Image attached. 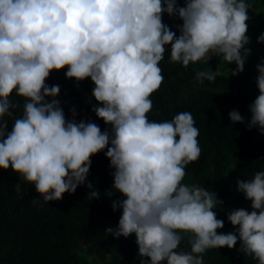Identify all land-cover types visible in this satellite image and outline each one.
Returning a JSON list of instances; mask_svg holds the SVG:
<instances>
[{
	"label": "clouds",
	"instance_id": "obj_1",
	"mask_svg": "<svg viewBox=\"0 0 264 264\" xmlns=\"http://www.w3.org/2000/svg\"><path fill=\"white\" fill-rule=\"evenodd\" d=\"M0 0V169H12L31 182L45 202L60 201L84 185L91 157L105 148L115 171L113 189L126 199L115 238L135 233L141 264H204L209 249H233L264 264V171L237 181V190L251 201L252 211L234 209L227 219L237 231L219 233L214 192L182 181L185 167L201 155L199 129L190 112L171 121H150V96L164 81L159 64L170 45V60L190 63L222 55L236 69H245L250 49L246 35L250 8L244 0ZM167 13L182 20L180 35L162 22ZM264 43V34L257 38ZM243 53V54H242ZM67 67L66 78H90L93 111L111 129L94 122L67 120L56 97L60 86H48L50 73ZM259 95L249 105V130L264 134V60L257 64ZM214 71H197L195 79L214 82ZM25 98L23 114L7 131L10 96ZM49 98H51L49 100ZM232 123H244L238 110ZM110 145V146H109ZM19 190L20 185H16ZM91 189L90 199L99 197ZM37 202V199L32 201ZM190 233V252L176 251Z\"/></svg>",
	"mask_w": 264,
	"mask_h": 264
},
{
	"label": "trees",
	"instance_id": "obj_2",
	"mask_svg": "<svg viewBox=\"0 0 264 264\" xmlns=\"http://www.w3.org/2000/svg\"><path fill=\"white\" fill-rule=\"evenodd\" d=\"M244 2L250 5L247 10L250 19L246 21L250 43L245 45L250 54L244 71L231 76L236 65L228 64L222 55L212 54L210 59L190 63L185 68L181 63L171 62L168 45L159 64L164 81L150 96L153 107L146 114L150 121L156 122L171 121L181 112L193 115L199 129L201 155L185 167L182 183L205 187L222 201L214 209L217 219L224 221L218 234L237 231L239 226H233L227 219L232 210L252 211L251 201L237 190V181L251 179L256 172L264 171V134L258 126L251 130L247 127L251 119L249 105L260 94L256 66L264 60V43H258L257 38L264 34V10L258 1ZM176 3L178 7L186 6L185 0ZM162 22L177 37L180 35L179 26L183 22L178 15L170 17L164 13ZM66 71L67 67L53 70L45 81L50 87L60 86L56 99L66 119H73L71 109L75 108L77 122H94L102 132L110 131L111 126L93 111L100 105L91 95L94 88L91 79L77 82L66 78ZM197 71H214L215 81L197 82ZM10 99L20 107L12 109L13 117H5L8 132L14 119L22 116L25 103V98L15 93ZM234 109L245 118L244 123L231 122L229 112ZM106 151L107 148L90 158L86 183L78 186L74 194L65 193L60 201L45 202L33 183L21 179L11 168L0 169V264H141L142 260L150 259L140 256L135 233L115 238L106 232L108 228L118 227L122 215L119 207L113 211V203L126 199L113 189L115 169L110 167ZM88 183L99 192L98 198L88 197L91 191ZM34 199L36 203L32 202ZM180 235L182 239L176 251L190 252L191 234ZM239 248L238 240L233 249H209L203 254L204 264H259Z\"/></svg>",
	"mask_w": 264,
	"mask_h": 264
},
{
	"label": "rangeland",
	"instance_id": "obj_3",
	"mask_svg": "<svg viewBox=\"0 0 264 264\" xmlns=\"http://www.w3.org/2000/svg\"><path fill=\"white\" fill-rule=\"evenodd\" d=\"M251 2L258 1L260 7L264 10V0H250ZM211 56V54H210ZM207 59V58H206ZM181 234V233H180Z\"/></svg>",
	"mask_w": 264,
	"mask_h": 264
}]
</instances>
